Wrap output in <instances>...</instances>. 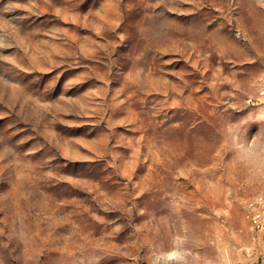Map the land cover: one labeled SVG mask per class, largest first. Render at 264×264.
<instances>
[{
  "label": "rangeland",
  "instance_id": "374dc122",
  "mask_svg": "<svg viewBox=\"0 0 264 264\" xmlns=\"http://www.w3.org/2000/svg\"><path fill=\"white\" fill-rule=\"evenodd\" d=\"M259 132L264 0H0V264H264Z\"/></svg>",
  "mask_w": 264,
  "mask_h": 264
},
{
  "label": "clouds",
  "instance_id": "9594fccd",
  "mask_svg": "<svg viewBox=\"0 0 264 264\" xmlns=\"http://www.w3.org/2000/svg\"><path fill=\"white\" fill-rule=\"evenodd\" d=\"M243 135L245 138L246 134ZM258 135H260V132L255 134L250 140L245 138L247 147L244 149L243 158L246 160V162H253L257 164L264 162V142H262L259 147L253 150L252 141L256 140Z\"/></svg>",
  "mask_w": 264,
  "mask_h": 264
},
{
  "label": "built area",
  "instance_id": "2783aa9c",
  "mask_svg": "<svg viewBox=\"0 0 264 264\" xmlns=\"http://www.w3.org/2000/svg\"><path fill=\"white\" fill-rule=\"evenodd\" d=\"M259 203H261V197H258L255 201H251L249 203V206H252L254 210L253 213L250 214V219L256 228L262 229L263 228V222H262L263 214H261V210H259L258 208L255 209L256 204H259Z\"/></svg>",
  "mask_w": 264,
  "mask_h": 264
}]
</instances>
